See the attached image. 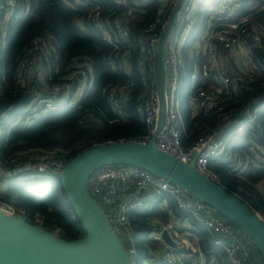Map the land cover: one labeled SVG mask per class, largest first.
I'll use <instances>...</instances> for the list:
<instances>
[{
  "label": "built area",
  "instance_id": "obj_1",
  "mask_svg": "<svg viewBox=\"0 0 264 264\" xmlns=\"http://www.w3.org/2000/svg\"><path fill=\"white\" fill-rule=\"evenodd\" d=\"M64 1L89 6L78 20L79 28L97 30L112 46L113 65L130 76L136 64L142 77L144 90L137 99L136 111L146 124V132L121 141L147 144L154 139V145L161 151L219 182L211 162L225 152L229 142L243 138L249 126H259L264 115V98L260 97L252 101L249 109H230L245 90H255L254 85L264 88V79L259 78L264 67L256 56L258 52L264 57V18L256 20L257 15L264 14V0L181 1L164 43L166 118L161 130L159 43L180 0H156L155 17L134 38L135 45H132L131 22L142 15L132 0H113L116 7L113 9L106 8L101 0ZM17 3V0H0V47ZM200 23L203 26L198 29ZM55 41L52 33L38 35L24 50L18 81L31 98L17 116L11 117L9 112L0 115V132L6 124L9 129L30 127L45 112L63 104L82 105L94 83L93 64L89 57L77 56L50 83L52 62L57 57ZM56 71H60V66ZM186 85L188 91L184 93ZM133 86L134 81L129 78L125 83L110 84L106 88L112 109L122 119L126 116L124 107ZM182 94L187 97V109L199 131L189 144L182 141V132L186 131L181 114ZM99 145L95 141L86 149ZM72 158L71 151L61 148H30L8 156L0 162V211L27 218L11 201L12 182L44 183L63 171ZM229 168L244 181L248 169L264 171V142L251 144L245 159L239 154L234 156ZM255 187L264 195V177ZM88 189L105 205V212L124 243L132 235V213L143 212L157 203L170 215L167 221H154L156 230L150 237L158 246L148 247L149 255L142 264H217L216 260H208L197 234L182 220L183 214L191 216L197 227L209 233L211 243L222 249L229 264H262V258L257 261L250 246L239 238V231L231 220L188 190L146 169L130 165L103 166L91 175ZM170 202L176 212L169 206ZM164 231L173 245L162 237ZM130 251L136 253L134 248Z\"/></svg>",
  "mask_w": 264,
  "mask_h": 264
},
{
  "label": "trees",
  "instance_id": "obj_2",
  "mask_svg": "<svg viewBox=\"0 0 264 264\" xmlns=\"http://www.w3.org/2000/svg\"><path fill=\"white\" fill-rule=\"evenodd\" d=\"M17 1L16 12L8 23L6 38L0 47V115L9 112L11 117L17 116L30 101L31 96L25 93L19 84L18 74L20 63L25 56L24 50L38 35L52 33L56 37L57 57L52 62L53 79L50 83L63 73L65 67L77 56L89 57L93 64L95 79L80 107L63 104L54 111L45 112L26 128L9 129L6 124L0 132V162H4V159L16 152L30 148H61L71 151L74 157L87 150L86 147L95 141L104 144L145 133L146 124L136 111L137 99L144 90L137 65L134 64L131 75H127L123 69L113 65L110 59L112 46L102 39L97 30L92 27L83 30L79 28V18L90 7L71 5L64 0ZM101 1L106 8H116L113 0ZM132 2L141 9L142 15L140 19L131 22V34L134 36L132 45H135L134 38L155 17L157 3L156 0ZM27 5L30 6L29 10L26 9ZM262 18L264 14L256 16V20ZM201 26L203 23L198 24V29H201ZM256 56L264 67V57L258 52ZM57 66H60V71H56ZM129 78L134 81V86L131 97L124 107L126 116L122 119L112 109L106 88L110 84L125 83ZM259 78L264 79V72ZM254 89L245 90L230 109H249L254 99L264 98V88L254 85ZM182 106V118L186 129L182 132V141L189 144L199 131L195 129L187 109V97L183 98ZM255 142H264V115L260 125L249 126L246 135L236 141L234 146L229 142L225 152L214 159L210 167L218 174L219 183L236 192L264 216V195L255 187V184L264 177V171L250 168L245 172L247 180L244 181L229 168L234 156L239 154L242 159L249 156L250 146ZM11 188L14 194L11 201L24 211L32 223L68 240L85 236L82 221L67 197L58 175L51 176L41 184L12 182ZM169 204L175 209L172 202ZM180 216L188 217L196 226L197 229L194 231L209 261L216 260L217 264H229L222 249L211 243L208 232L197 227L188 214ZM169 218L170 215L157 203H153L143 212L131 214L132 235L125 244L128 249L136 250L135 264H142L148 257L149 246H158L150 237L156 230L154 221L157 219L167 221ZM255 259L260 260L256 256Z\"/></svg>",
  "mask_w": 264,
  "mask_h": 264
},
{
  "label": "water",
  "instance_id": "obj_3",
  "mask_svg": "<svg viewBox=\"0 0 264 264\" xmlns=\"http://www.w3.org/2000/svg\"><path fill=\"white\" fill-rule=\"evenodd\" d=\"M181 1L174 8L171 23L159 43L162 101L159 130L166 118L164 43ZM108 165L143 168L188 190L236 224L242 235L258 249L264 264V217L221 183L200 173L195 166L158 149L154 139L147 144L133 141L101 144L77 154L63 171L56 174L86 231L79 239H64L21 215L0 211V264H135L136 253L126 247L114 230L109 214L88 189L93 172ZM162 237L173 245L167 232L164 231Z\"/></svg>",
  "mask_w": 264,
  "mask_h": 264
},
{
  "label": "crops",
  "instance_id": "obj_4",
  "mask_svg": "<svg viewBox=\"0 0 264 264\" xmlns=\"http://www.w3.org/2000/svg\"><path fill=\"white\" fill-rule=\"evenodd\" d=\"M187 91H188V89H187V85H186V86L183 87V92H184V93H187ZM184 97H186L185 94H182V99H183ZM181 114H182V109H181ZM182 121H183V119H182ZM184 127H185V124H184ZM231 142H233V141H231ZM173 205H174V204H173ZM169 206H170V204H169ZM174 206H175V205H174ZM171 208H172V207H171ZM172 210L176 212V210H175L174 208H172ZM181 217H182V220L185 221V224H188L190 230H191L193 233H196L194 230H196L197 228H196V226H194V225L192 224L191 220H189L188 217H185V218H184L183 216H181ZM236 229L239 231V238H240L241 240H243L244 242H246V243L250 246V248L252 249V252H253L254 256H256V258H261V255H260L258 249L255 247V245H253V244L251 243V241L249 240V238L243 236L241 230H240L237 226H236Z\"/></svg>",
  "mask_w": 264,
  "mask_h": 264
},
{
  "label": "rangeland",
  "instance_id": "obj_5",
  "mask_svg": "<svg viewBox=\"0 0 264 264\" xmlns=\"http://www.w3.org/2000/svg\"><path fill=\"white\" fill-rule=\"evenodd\" d=\"M236 143V141H233L232 142V146H234V144ZM31 183H33V184H38V182L37 181H33V182H31ZM102 204V206H103V209L104 210H106L107 208L105 207V205L103 204V203H101ZM236 225V224H235ZM237 226V225H236ZM238 227V226H237ZM239 228V227H238ZM240 229V228H239ZM56 234V233H55ZM245 237H247V236H245ZM248 238V237H247ZM250 240V239H249ZM251 241V240H250ZM251 243H252V241H251ZM253 244V243H252ZM254 245V244H253Z\"/></svg>",
  "mask_w": 264,
  "mask_h": 264
}]
</instances>
